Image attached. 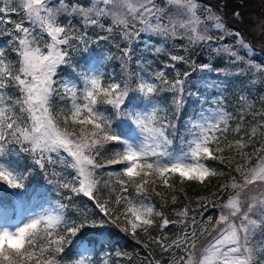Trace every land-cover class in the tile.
I'll return each mask as SVG.
<instances>
[{"label": "snow or ice", "instance_id": "6c2138e0", "mask_svg": "<svg viewBox=\"0 0 264 264\" xmlns=\"http://www.w3.org/2000/svg\"><path fill=\"white\" fill-rule=\"evenodd\" d=\"M2 2L0 22L13 27L0 33L7 38V44L0 45V192L11 190L12 206L0 201V264H96L103 252L126 256L120 239L129 237L144 248L154 243L166 252L183 253L172 252L167 264H264L258 258L264 256V156L246 169L252 155L241 153L243 163L237 162L234 169L237 175L221 184L211 198L195 202L203 208L199 218L189 216L195 213L189 205L175 211L179 220L162 210L169 196L173 202L178 199L182 185H204L224 175L218 168L226 162V149L245 147L240 139L225 143L232 131V117L224 111L220 96L227 70L217 68L213 75L211 63L192 62L183 78L178 75L170 87L161 88L153 78H146V60L141 56L136 85L131 78L119 81L115 75L105 81V57L98 48L120 28L127 44L121 49L125 63L135 58L137 49H152L151 39L158 36L164 40L186 37L191 44L225 53L231 68L238 63L253 67L230 45L217 43L231 36L236 46L250 50L241 33L227 31L230 26L211 5L201 20L195 0H168L176 6L171 14L155 0H91L86 7V0ZM12 13L22 19L12 21ZM233 15L240 18L241 13ZM105 18H111L107 28L102 23ZM95 28L107 35L91 40L89 30ZM212 29L220 35L210 34ZM5 49L15 54L13 60ZM161 51L155 47L156 54ZM170 60L188 63L184 56L171 55ZM165 67L174 68L175 63ZM165 75L157 72L154 79L167 84ZM160 101L173 109L175 119ZM240 130L238 124L235 131ZM262 150L264 145L255 151ZM14 156L31 158V170L14 162ZM213 162L218 163L213 166ZM49 165H59L61 170L49 173ZM36 168L56 177L58 191L70 190L75 198H86L95 211L70 209V196L51 209L39 204L40 211L13 227L8 207L23 208L28 200L42 199L38 192L29 197L24 191L25 181ZM52 183L49 179L48 184ZM221 197L222 203L211 202ZM210 212L219 213L214 223ZM177 223L184 231L171 244L151 235L154 228L164 232ZM138 233L148 239H140ZM149 264L161 262L149 259Z\"/></svg>", "mask_w": 264, "mask_h": 264}, {"label": "trees", "instance_id": "16d2710c", "mask_svg": "<svg viewBox=\"0 0 264 264\" xmlns=\"http://www.w3.org/2000/svg\"><path fill=\"white\" fill-rule=\"evenodd\" d=\"M198 2L197 12L201 18H205L207 13L205 12L204 6L202 2L207 0H195ZM222 8L225 10L227 7L233 11L229 14V20L226 21L227 25L230 27L227 31H239L243 36L244 40L251 45V48L254 49L251 54L247 53L246 49L240 48L236 46V38L227 36L223 41H218L217 43H223L225 45H230L232 47V51L237 52L239 55L244 57L245 61L251 60L252 65H259V69L247 66L246 63H238L235 68H231L228 66V56L225 53L217 54L211 50V48H205L202 44H191L184 38H169L168 40H164L162 37L154 36L151 39V43L154 45L152 49L148 52H141L137 49L135 53V58L130 62L125 63V61L121 58L122 52L121 49L126 47L127 44L125 41L121 39V30L120 28H116L114 32L111 34L110 38L106 41H101L98 48L103 49L108 55V58L104 60L103 69L108 74L104 77L105 81L108 80L109 76L115 75L116 79L119 81H123L131 78L132 84L136 85L138 83L136 72H137V59L143 55V57L147 60V63L152 65L154 68H161L163 72L166 73L163 80L167 81V84L163 83V81L159 80L158 85L161 88L170 87L171 83L177 77L174 76L173 70L176 68L180 73L185 71H191L189 64L195 62L197 66L204 63H211L213 65V75L217 68H224L228 72V78L225 81V90L224 97L228 103H231L232 99L235 100V105L230 107V114L232 119L229 120V128L232 129L227 135L225 143L231 142L235 143L236 139H240L241 143L245 145L243 149H238L233 147L231 150L226 149L223 155L226 158L225 164L219 165L218 170L222 171L224 175L212 177L207 184L201 185L198 183H190L182 185L183 191L179 193L178 199L173 202L171 196L167 198V203L163 206V211L166 215H169L170 219L179 220L180 217L175 216L176 210H182L185 205H189L192 209H195V213L190 212L189 216L191 217L195 214L199 217V212L203 211V208H197L196 201L201 198H211L213 193H216L220 188L221 184L229 183L233 175H237L234 169L237 162L243 163L241 160V153H246L252 155L251 161H249L246 165L247 168H251L254 166L258 157L264 154V150L256 152V149H261L262 145H264V0H221ZM76 0H66V3H75ZM91 0H86L84 6H88ZM209 5L216 6L212 1H207ZM13 7L16 5L13 4ZM208 7V6H207ZM226 11V10H225ZM239 11L241 13L240 20L245 23L242 18L247 16L248 18H253L254 23L247 25L250 30L245 29L243 24H236V17L233 15L234 12ZM228 12V11H226ZM229 13V12H228ZM232 15V16H230ZM9 17H7L8 19ZM10 19L15 22H19L22 19V16L17 13H12L10 15ZM77 20L79 18L77 17ZM102 23H105V27L107 28L109 24H111V18H105ZM28 26V25H25ZM12 24L7 25V31L12 29ZM139 27V25H137ZM6 32V31H5ZM95 33V34H93ZM212 35H220V33L215 30H211ZM97 35L103 36L107 35L104 31L99 28L90 29L89 36L91 40H96ZM2 39H6L3 37ZM147 36H141V40H146ZM262 41V45H258L255 42ZM7 42H4V45ZM119 44L120 48H117L116 45ZM216 44H213L215 47ZM140 47H143L141 45ZM155 47H160L162 51L159 54L155 53ZM9 49H6L5 55L8 56L9 60L14 59V53L9 54ZM256 51L258 53H256ZM171 55L176 56H184L187 58L188 63L182 61L173 62L170 60ZM175 63L174 68H166L165 65ZM177 66V67H176ZM237 69H240L239 74H237ZM256 73L259 78V83L253 86L251 89H248L244 86L246 82L249 80L252 75ZM183 74L179 75L180 78H183ZM199 74V73H198ZM195 79V77H193ZM11 95V93H9ZM166 99L168 101L171 100V95L168 94ZM249 100L251 103L247 108H243L242 102L243 100ZM162 107L167 108V114L170 118L175 119L172 116L173 109L165 105L164 101L159 102ZM237 109L243 110L242 112ZM164 113L161 114L163 116ZM61 126L63 125V116L59 117ZM240 126V131L236 132L235 129L237 125ZM253 128L256 129L255 133H253ZM19 151V149H16ZM14 162H18L19 165L28 168L31 170L32 161L31 158H26L25 156H14L12 157ZM228 160L232 161V164H228ZM218 162H213V166H216ZM53 167L48 166L47 171L49 173L53 172ZM52 179L53 183L49 187L50 189L57 190L56 186V177L53 176H45L39 168H36L32 175L25 181L27 183L26 188L31 190V187L37 188V185L42 187L43 185L48 186V180ZM177 187H181L177 182ZM51 190V191H54ZM58 191V190H57ZM60 193V197L63 198L64 202H67V198L72 196V202L69 205V208H77L78 210H82L84 207H87L89 212L95 211L91 204L88 203L86 198H75V196L71 193L70 190L58 191ZM10 191L0 192V201L8 200L10 201L11 196L9 195ZM102 195H107L105 191ZM224 197L219 199L212 200L213 203H218L223 200ZM218 201V202H217ZM161 201L159 198L156 199V204L159 206ZM184 231L183 227L180 224L170 225L168 229L164 232L158 230V228H154L151 232L153 237H163L164 240H173L178 235L182 234ZM138 236L142 240H147V237H144L142 233H138ZM120 239L119 237H117ZM170 241V242H171ZM164 242V241H163ZM37 244H40V239H37ZM120 246L123 252L127 253L126 256L122 258L115 257L114 252H105L106 259L108 260L106 264H149V259L152 261L159 260L161 264H165L169 259L167 257L168 254H171L172 251L166 252L163 248L154 243L150 244L148 248H144L141 244H137L136 240L131 237L127 239H120ZM160 249V250H159ZM177 249H173V251ZM38 251V250H37ZM49 254H46V256ZM260 259H264V256L258 257Z\"/></svg>", "mask_w": 264, "mask_h": 264}, {"label": "rangeland", "instance_id": "374dc122", "mask_svg": "<svg viewBox=\"0 0 264 264\" xmlns=\"http://www.w3.org/2000/svg\"><path fill=\"white\" fill-rule=\"evenodd\" d=\"M207 1H209V0H207ZM207 1H205V2H202V5L204 6V8H207V6H209V4H208V2ZM210 1H212L216 6H213L212 8H213V10L214 11H216V14L217 15H221L224 19H226L227 21L230 19L229 18V14L230 13H232L233 11H231L228 7H227V9H225L226 11H228V12H226L221 6H222V1L221 0H210ZM155 3L157 4V6L158 7H160V8H166V9H168L169 10V14H171V13H173V12H175V10H176V6L175 5H169L168 4V0H155ZM195 3H197L198 4V2L197 1H195ZM2 6H4L3 5V2H2V0H0V7H2ZM262 11H264V10H262ZM198 16H199V14H198V12L196 13ZM230 16H232V15H230ZM200 17V16H199ZM201 18V17H200ZM4 19H7V17H4ZM205 18H201V20H204ZM165 20H167V17H165ZM242 20L245 22V23H243L239 18H237L236 19V24H239V23H241V24H243L244 26V28L245 29H247L248 31L250 30V28L249 27H246L247 25H249V24H253L254 23V21H253V18L251 17V18H248L247 16H244L243 18H242ZM247 24V25H246ZM7 25L8 24H4V23H2V22H0V33H2V32H5V31H7ZM13 26V25H12ZM203 27V26H202ZM207 27H209L210 29H211V23H208L207 24ZM212 30H214V29H212ZM242 36V35H241ZM4 36L3 35H0V45H4V42H7V40L6 39H2ZM246 42V41H245ZM247 43V42H246ZM256 44H258V45H262V41H260V42H255ZM248 44V43H247ZM263 45H264V40H263ZM5 51H6V49H5ZM254 51V49H250V50H247V53L248 54H251V52H253ZM256 53H258L257 51H256ZM143 55H144V53H143ZM143 55H142V57H143ZM103 56L105 57V59H107L108 58V55H107V53L104 51L103 52ZM141 57V56H140ZM139 57V58H140ZM104 59V60H105ZM145 59V58H144ZM146 60V59H145ZM255 66V65H254ZM177 67V66H176ZM102 68H103V66H102ZM178 68V67H177ZM176 68V70L174 69L173 71V74H174V76L175 77H177L178 75H181V74H183V73H180L179 72V70ZM255 68H257V67H255ZM104 70V69H103ZM143 70H144V73L146 74V78H149V77H151V78H153L152 79V82H154V83H157L158 84V82H159V80H156V79H154V77H155V73H157V72H161L162 70H161V68H159V69H157V68H154V67H152V65H150V64H148L147 63V60H146V64L144 65V68H143ZM140 71V68L137 66V72H139ZM136 72V73H137ZM259 83V78H258V76H257V74L256 73H254L253 75H252V77H250L249 78V80L246 82V84H244V86L246 87V88H248V89H251L253 86H255V85H257ZM263 86H264V84H263ZM264 90V88L262 89V91ZM224 95H225V93H224V91L222 92V93H220V96H221V105H222V107H223V109H224V111H226L227 113H229L230 114V110H228L230 107H232V106H234L235 105V100H234V98L232 99V101H231V103H228V101L224 98ZM251 103H249V100H247V99H245V100H243V102H242V105H243V108H247L249 105H250ZM162 107V106H161ZM238 111H240V112H242L243 110H241V109H237ZM163 113V112H162ZM162 113H160V115L162 114ZM230 116H231V114H230ZM261 156H264V154L263 155H261ZM51 168L53 167V170L52 171H57V172H59L60 170H61V167L59 166V165H57V166H51V165H49ZM52 190V189H51ZM24 191H25V189H24ZM238 191V190H237ZM229 194H234V193H229ZM252 194H256L255 192L254 193H252ZM42 199H40L39 201H37V200H28L26 203H25V205L23 206V208H20V207H17V208H15V209H13L14 211L13 212H15V213H13V212H10V211H8V214H9V216H10V220H9V223L13 226V227H15V226H19L20 224H22V223H24V222H26L27 220H28V218H29V216L30 215H32V214H35L36 212H38V211H40V208H39V204H45V207H47V208H53L57 203H64L63 202V199L60 197V193L59 192H57V191H48V192H45V194H42ZM46 202H48L49 204L48 205H46ZM218 202V201H217ZM223 202V200H221L220 202H218L217 204H220V203H222ZM3 203L4 204H6V205H8L9 204V202H8V200H5V201H3ZM208 214H210V215H212L213 216V223L215 222V217L219 214L218 212H210V213H208ZM197 218H199V217H197ZM255 218V217H254ZM205 219H206V217H205ZM208 227H211V225H208ZM161 233V232H160ZM201 239H203V237H201ZM257 241H260L261 240V236L258 234L257 235ZM171 240L169 239V240H164V243L165 244H171V242H170ZM161 249V248H160ZM159 249V250H160ZM172 252H176V250H172ZM172 252H171V254H168L167 255V257H168V259H170L171 257H172ZM183 253H181V252H179L178 250H177V255L179 256V255H182ZM168 262V261H167ZM167 262L165 263V264H167ZM107 263V260H106V255L105 254H100L99 255V257L98 258H96V264H106Z\"/></svg>", "mask_w": 264, "mask_h": 264}]
</instances>
